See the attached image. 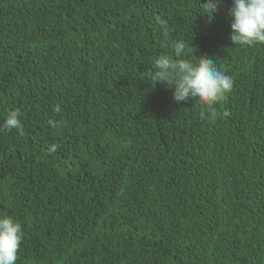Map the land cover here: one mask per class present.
<instances>
[{"label": "trees", "instance_id": "trees-1", "mask_svg": "<svg viewBox=\"0 0 264 264\" xmlns=\"http://www.w3.org/2000/svg\"><path fill=\"white\" fill-rule=\"evenodd\" d=\"M231 6L0 0V126L23 114L22 134L0 127L16 264H264V43L232 42ZM176 40L232 80L206 118L152 80Z\"/></svg>", "mask_w": 264, "mask_h": 264}, {"label": "clouds", "instance_id": "clouds-1", "mask_svg": "<svg viewBox=\"0 0 264 264\" xmlns=\"http://www.w3.org/2000/svg\"><path fill=\"white\" fill-rule=\"evenodd\" d=\"M219 7L220 0H203L204 13L210 18L215 16ZM228 12L232 18L230 39L235 45L264 43V0H232ZM168 47L170 51L153 62L152 80L155 85L166 84L172 89L173 100L178 104L198 100L203 106L200 116L206 118L214 105L231 90L230 76L211 58L201 56L195 62L186 58L190 50L184 40L173 41ZM54 111H61L59 104ZM22 115L18 108L11 110L0 127L15 129L22 134ZM23 236L20 222L11 215H0V264H16Z\"/></svg>", "mask_w": 264, "mask_h": 264}]
</instances>
